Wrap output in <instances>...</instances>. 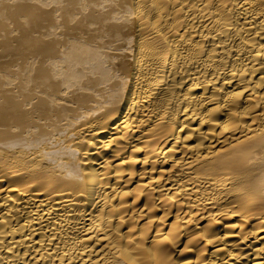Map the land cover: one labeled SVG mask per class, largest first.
<instances>
[{"label":"bare ground","instance_id":"bare-ground-1","mask_svg":"<svg viewBox=\"0 0 264 264\" xmlns=\"http://www.w3.org/2000/svg\"><path fill=\"white\" fill-rule=\"evenodd\" d=\"M0 264H264V0H0Z\"/></svg>","mask_w":264,"mask_h":264}]
</instances>
